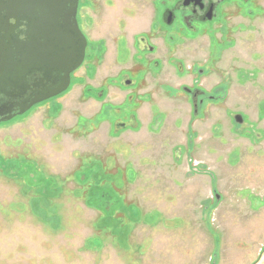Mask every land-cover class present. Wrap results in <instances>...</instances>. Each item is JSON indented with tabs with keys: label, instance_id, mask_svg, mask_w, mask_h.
Masks as SVG:
<instances>
[{
	"label": "rangeland",
	"instance_id": "1",
	"mask_svg": "<svg viewBox=\"0 0 264 264\" xmlns=\"http://www.w3.org/2000/svg\"><path fill=\"white\" fill-rule=\"evenodd\" d=\"M114 1L102 3L107 17L90 35L115 38L124 14L130 46L148 28V0ZM255 2L258 10L228 7L224 25L172 52L154 40V57L182 59L185 70L164 60L142 90L189 85L198 64L199 87L220 93L205 113L185 94H152L140 130L110 139L106 124L78 120L99 103L76 79L61 110L51 100L0 124V264H264V0ZM115 53L112 43L97 70L137 69L114 66Z\"/></svg>",
	"mask_w": 264,
	"mask_h": 264
},
{
	"label": "flooded vegetation",
	"instance_id": "2",
	"mask_svg": "<svg viewBox=\"0 0 264 264\" xmlns=\"http://www.w3.org/2000/svg\"><path fill=\"white\" fill-rule=\"evenodd\" d=\"M64 1L66 2L64 10L57 13L69 17L74 14L77 28L86 41L82 64L71 73L70 86L64 93L33 106L20 117L28 115L51 100L59 103L58 100L68 94L73 87V80L81 79L82 85H84L81 94L84 99L99 103V107L98 111L91 116V119L81 117L78 120L81 125L94 128L106 124L110 139L122 137L126 132L140 130L139 110L142 109L145 103L152 102V94L172 95L170 90L174 91V94H185L189 99L193 113L194 110L196 112L199 108H202L205 113L206 107L217 100L213 94H218V91H207L199 87L198 76L204 72L199 73V65L195 63L192 64V68L188 72L193 76L191 84H181L174 89L171 84H158V81H156L157 90H142L148 71L157 73L160 71L159 76L162 75L164 60L173 65L179 74L185 70L182 59L170 55H164L163 58L154 57L153 55L159 52L158 44L156 45L154 40L162 39V42H167L169 50H171L170 47L174 44H185L187 40H192L198 35L212 32L214 24L224 25L228 7H233L240 13L242 12L239 5L252 6L257 9L255 0H148L150 6L148 28L146 31L132 35L130 38L131 45L129 46L128 16H124V14L119 17L115 16L114 24H116V29L119 30V34L115 38L110 31L109 34L103 33V35L97 37L90 35L92 31L100 28V25H104L102 21L107 16L102 3H114V0ZM62 22L63 20L59 19L57 24L61 25ZM70 24H73L72 20ZM26 32L25 21L6 17L4 13L0 14L1 46L2 44H11L16 48V46L26 41ZM112 43L113 46L116 44V56H113L112 64L114 66L126 65L132 60L137 65L135 71L126 68H120L117 72H106L103 71V68L97 70L98 67L103 66L104 61L110 59L109 51ZM5 62L6 60L0 61L1 64ZM82 69L83 75L76 77L75 74ZM24 72L25 75L22 80L18 79L15 83H6L5 87L2 86L3 84L0 85V120L17 115L26 101L40 94L44 87L52 84L53 80L59 79L57 75L53 74L55 77L51 79V82L46 83L43 71L26 68ZM89 80L96 82V85L89 83ZM164 88L169 91H165ZM221 88H219L220 91ZM110 94H125V96L121 101L116 102V99L112 98ZM59 106L61 110L62 105L60 103ZM153 108L155 111L158 110V107L152 106V111ZM156 113L161 114L157 111ZM18 117L15 116L12 120ZM99 117H101L100 120H98ZM242 120L238 118V122ZM83 180V177L79 178V181Z\"/></svg>",
	"mask_w": 264,
	"mask_h": 264
},
{
	"label": "water",
	"instance_id": "3",
	"mask_svg": "<svg viewBox=\"0 0 264 264\" xmlns=\"http://www.w3.org/2000/svg\"><path fill=\"white\" fill-rule=\"evenodd\" d=\"M63 0H0V14L26 22V41L13 47L0 45V85L15 83L24 78V69L43 71L46 83L53 74L59 79L44 87L40 94L26 101L17 115L0 120L11 121L26 113L33 106L64 93L70 86V76L80 67L84 58L86 41L80 34L74 14L63 16ZM63 20L62 24L57 21ZM72 20L73 24H70ZM46 86V85H45Z\"/></svg>",
	"mask_w": 264,
	"mask_h": 264
},
{
	"label": "trees",
	"instance_id": "4",
	"mask_svg": "<svg viewBox=\"0 0 264 264\" xmlns=\"http://www.w3.org/2000/svg\"><path fill=\"white\" fill-rule=\"evenodd\" d=\"M6 163V162H5ZM9 163V162H8ZM7 164V163H6ZM77 173V172H76ZM76 173H75V175H74V177L76 178V179H79V175L78 176H76ZM56 185V180H55V178H51L50 179V186H51V190L50 191H48L47 193H46V196L48 195H51V193L53 192V187ZM48 198V197H47ZM47 198H43V200H42V203H45L46 201H45V199H47ZM41 201V199L40 198H36V199H33V201H31V205H33V207L36 205L37 206V204L39 203ZM41 203V202H40ZM36 206L34 207V209H36ZM39 207V206H38ZM108 213V212H107ZM105 220V219H104ZM106 225H107V223H106Z\"/></svg>",
	"mask_w": 264,
	"mask_h": 264
}]
</instances>
